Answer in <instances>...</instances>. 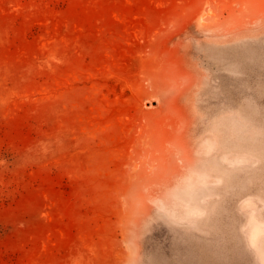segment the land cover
Returning <instances> with one entry per match:
<instances>
[{
	"label": "rangeland",
	"instance_id": "374dc122",
	"mask_svg": "<svg viewBox=\"0 0 264 264\" xmlns=\"http://www.w3.org/2000/svg\"><path fill=\"white\" fill-rule=\"evenodd\" d=\"M0 264H264V0H0Z\"/></svg>",
	"mask_w": 264,
	"mask_h": 264
}]
</instances>
